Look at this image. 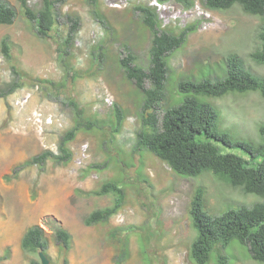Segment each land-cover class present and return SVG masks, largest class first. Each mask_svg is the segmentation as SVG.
<instances>
[{
	"label": "rangeland",
	"instance_id": "1",
	"mask_svg": "<svg viewBox=\"0 0 264 264\" xmlns=\"http://www.w3.org/2000/svg\"><path fill=\"white\" fill-rule=\"evenodd\" d=\"M1 1L15 9L16 18L12 25L0 26V87L14 80L21 87L0 98V264L40 262L37 254H26L20 247L23 233L34 225L44 231L49 264H65L63 258L66 264H192L188 249L196 233L188 208L197 187L204 191V211L210 216L262 201L209 173L179 176L149 151L137 150L141 94L119 65L127 51L143 69L149 65L151 34L135 7H152L160 29L174 34L195 26L167 58L161 117L167 108L184 101L186 95L178 90L182 79H222L229 56L242 58L247 69L264 78V65L251 58L259 47L260 16L244 12L240 4L208 10L203 0H194L188 9L173 0L159 2L158 7L153 0H62L55 8L58 17L51 37L43 39L24 16L19 0ZM40 3L27 0L31 9ZM70 17L79 22L65 63L79 77L73 82L68 78L63 85L66 74L57 48L70 29ZM4 38L9 58L1 52ZM58 98L74 99L81 110L83 126L67 144L71 158L65 164L52 159L33 163L46 151L60 156V141L75 126L72 110ZM199 99L219 110L220 127L232 139L263 141L258 125L264 123V98L257 92ZM115 106L123 115L118 133L112 132ZM37 118H46L49 124L42 123L39 132ZM88 121L94 123L90 129L84 127ZM223 148L240 154L236 148ZM108 181L121 185L119 210L104 223L84 225L90 212L114 204L113 194H91ZM54 224L71 235L65 255L54 237ZM126 230L128 234L120 233ZM113 232L116 237H111ZM124 235L129 239L127 256L117 240ZM219 252L228 256L227 264H262L236 241ZM216 257L214 252L209 264H215Z\"/></svg>",
	"mask_w": 264,
	"mask_h": 264
},
{
	"label": "trees",
	"instance_id": "2",
	"mask_svg": "<svg viewBox=\"0 0 264 264\" xmlns=\"http://www.w3.org/2000/svg\"><path fill=\"white\" fill-rule=\"evenodd\" d=\"M19 1L23 14L31 23L36 35L49 39L58 17L55 8L62 0H41L38 9L29 8L27 0ZM158 1L165 3L170 0ZM173 1L186 9L194 5V0ZM202 2L206 9L212 11L228 10L234 4H240L244 12L262 18L257 35L259 47L252 52L251 58L257 65H264V0H203ZM135 9L140 13L142 23L151 34L148 51L149 65L146 69L136 63V57L129 51L126 52L125 57L119 59V65L126 79L133 82L136 90L141 94L140 129L135 137V148L149 151L179 176L196 178L209 173L231 187L241 188L244 193L257 195L262 200L250 207L241 206L221 215L210 216L204 211V191L201 187H197L188 208L192 227L196 233L188 249L189 260L192 264H209L212 254L216 252L215 264H227L228 256L220 253L219 249L225 250L233 241H236L247 247L254 261L264 264V123L258 125L259 135L263 138L262 142L256 143L242 139L243 137L232 139L220 127L219 110L211 103L199 99L200 96L221 98L230 92H257L264 98V78L247 69L242 58L229 56L226 59V76L222 79L216 81L207 78L182 79L178 83V90L186 95L184 101L167 108L159 117L158 108L164 99L169 73L167 58L186 42L188 34L194 30L195 26H188L178 34H174L160 29L158 17L153 8L137 6ZM95 16L101 19L99 14ZM15 18V9L0 0V26L12 25ZM69 21L70 29L57 48L60 63L66 74L63 85L66 79L69 78L73 82L79 77V73H75L65 63L71 55L69 49L79 20L70 17ZM1 52L4 57H10L7 38L1 41ZM20 87L15 80L4 88L0 87V98L8 97ZM58 101L72 110L76 121L75 126L62 137L58 147L60 156L46 151L34 157L33 163L42 164L52 159L54 163L65 164L71 158L67 144L73 141L77 131L83 126L79 121L81 110L74 99L58 98ZM112 116L114 120L112 132L118 133L123 123L121 108L115 106ZM93 125L91 121L84 123L87 129ZM222 146L236 148L240 154L224 152ZM104 167L105 165L101 168ZM91 194L97 196L113 194L115 201L110 207L90 212L83 219L86 226L109 220L119 210L123 195L121 185L115 181L104 183L99 190ZM52 228L57 244L65 255L71 247V235L66 229L56 224L52 225ZM128 231H120V233L128 234ZM111 237H116L115 232L111 233ZM117 240L121 245L122 255L127 256L129 254L128 236H120ZM47 245L44 231L38 225L29 227L20 241V247L26 254H38L41 251L46 257ZM63 261L66 264V258H63ZM30 264L41 263L31 260Z\"/></svg>",
	"mask_w": 264,
	"mask_h": 264
},
{
	"label": "clouds",
	"instance_id": "3",
	"mask_svg": "<svg viewBox=\"0 0 264 264\" xmlns=\"http://www.w3.org/2000/svg\"><path fill=\"white\" fill-rule=\"evenodd\" d=\"M158 3H159V1H157ZM152 8V7H151ZM27 98H29V95L26 97V98H24L23 97V100L22 101H27ZM37 121H38V123H37V125H36V127H35V129H36V131L37 132H39L41 129H42V127H41V125H42V123H45V124H48V119H46V118H43L42 120H39L38 118H37ZM34 123H36L35 121H34ZM49 125V124H48ZM155 156V155H154ZM156 157V156H155ZM37 256H38V254H37ZM40 261V260H39ZM41 263V262H40Z\"/></svg>",
	"mask_w": 264,
	"mask_h": 264
},
{
	"label": "water",
	"instance_id": "4",
	"mask_svg": "<svg viewBox=\"0 0 264 264\" xmlns=\"http://www.w3.org/2000/svg\"><path fill=\"white\" fill-rule=\"evenodd\" d=\"M38 258L41 262V264H49V260L47 259V257L44 255L43 252H38Z\"/></svg>",
	"mask_w": 264,
	"mask_h": 264
},
{
	"label": "built area",
	"instance_id": "5",
	"mask_svg": "<svg viewBox=\"0 0 264 264\" xmlns=\"http://www.w3.org/2000/svg\"><path fill=\"white\" fill-rule=\"evenodd\" d=\"M154 5H156L157 7L159 6V3L156 2V0H153L152 2Z\"/></svg>",
	"mask_w": 264,
	"mask_h": 264
}]
</instances>
